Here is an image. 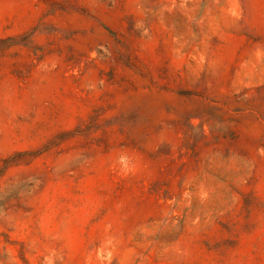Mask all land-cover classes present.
Wrapping results in <instances>:
<instances>
[{
    "label": "rangeland",
    "instance_id": "1",
    "mask_svg": "<svg viewBox=\"0 0 264 264\" xmlns=\"http://www.w3.org/2000/svg\"><path fill=\"white\" fill-rule=\"evenodd\" d=\"M0 264H264V0H0Z\"/></svg>",
    "mask_w": 264,
    "mask_h": 264
}]
</instances>
